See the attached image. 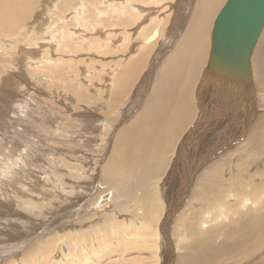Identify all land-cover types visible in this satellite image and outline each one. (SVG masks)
Returning <instances> with one entry per match:
<instances>
[{"label": "rangeland", "instance_id": "obj_1", "mask_svg": "<svg viewBox=\"0 0 264 264\" xmlns=\"http://www.w3.org/2000/svg\"><path fill=\"white\" fill-rule=\"evenodd\" d=\"M149 1L135 3L136 9L139 5L157 7L147 16L128 10L135 0H12L18 11L13 17L0 1V25L6 27L0 28V264H195L177 259L194 254L192 247L199 248L202 258L212 253H205L208 246H222L221 232L238 223V209L257 208L252 213L261 216L257 203H264V74H259L251 58L252 99L230 96L225 100L229 99L228 104L221 101L216 117L201 118L198 91L207 80L201 83L210 49L192 89L190 103L195 113L189 118L190 126L164 148L162 164L167 171L164 168L152 180V200L142 196L144 190L136 182L131 181V191L121 188L123 194L105 183L104 166L111 157H118L111 156L115 138L143 110L151 84L157 81L152 68L160 62L154 59L175 23L173 7L178 1ZM148 36H153L152 50L148 57L141 56L139 48ZM145 46H150L149 40ZM137 59L139 71L134 79L123 82L124 72L135 73L136 66H131ZM148 73L156 79L150 76V84L141 91ZM206 85L212 86L209 81ZM212 88L211 97L224 96L223 88ZM109 95H116V101ZM217 106L207 108L205 114ZM140 128L136 126V133ZM197 166L199 175L189 183L187 195L181 194L179 188L194 177ZM7 176L15 181L4 182ZM240 184L247 187L245 208L237 207ZM137 198L150 202L156 211L146 213ZM196 212L200 222L217 226L205 227L203 231H212L199 236L201 240L192 238L199 221L189 223L191 217L197 218ZM260 246L242 261H235L234 255L214 264H264L257 261L264 257V244Z\"/></svg>", "mask_w": 264, "mask_h": 264}, {"label": "bare ground", "instance_id": "obj_2", "mask_svg": "<svg viewBox=\"0 0 264 264\" xmlns=\"http://www.w3.org/2000/svg\"><path fill=\"white\" fill-rule=\"evenodd\" d=\"M2 3H4L5 7L9 10L11 16H15L18 11L16 6L13 4L12 0H0ZM144 1V0H143ZM142 0H135L134 3H132L130 6L128 7V10L130 8H133L136 13H148L150 12V10H152L153 12H155V8L151 9V6H137V9L135 7V3L139 2V3H143ZM151 1V0H150ZM149 1V2H150ZM178 1L177 4L173 7L174 11L175 9L177 10V13L175 11L174 13V21L175 23L173 24V27L171 29V31H169V38H165L163 40V43H161V46L159 48V50L157 51V59H154V57L152 59L157 60V62H160V64H153L154 67H150L152 68V70H154L156 77H157V81H155V84H151V86H153L147 93H149V96L146 100V103L142 105L143 109L142 111L140 110V112H137V116L134 117V122L131 124V126H129L128 128H126V130L124 132H122L120 135H117L115 138V148L113 150L112 155H118V157L116 159L114 158H110L108 160V162L105 164L104 169H103V173L105 175V183H109V185L118 187L117 189H120V192L123 194L125 193L123 189H127V191H131L134 188V185L131 181L136 182L139 186L141 185V187L143 188L144 192L143 195H146L147 197H149V199L152 200V190H153V185H152V180H156L158 174L162 173L163 169L165 168L166 170V165L163 166L162 164V159H164V153H165V149L169 147L171 144H173L175 142V139L179 136V132H180V136L181 133L183 132V130L185 129L186 125L188 124V126H190V124L188 123L189 118L191 116V113H193L194 111H192L191 107V101L190 99L192 98V89L195 86L196 81L199 80L202 72L201 69L204 67L205 63H206V59H207V54L208 51L210 49V44H211V32H212V28L214 26V22L215 19L220 11V9L223 7V5L225 4L226 0H176ZM152 2L154 3V0H152ZM145 3V2H144ZM157 6V5H156ZM159 6V5H158ZM163 6V5H162ZM160 6V7H162ZM157 10V9H156ZM163 10V9H162ZM125 14H128L129 11L125 12ZM135 14V13H134ZM138 15V14H137ZM126 16V15H125ZM140 16V14H139ZM145 16V15H144ZM122 17V16H121ZM127 17V16H126ZM142 17V16H141ZM132 19V18H131ZM152 19L150 18V21ZM172 25V24H171ZM3 24L0 25V28H3ZM5 27V26H4ZM128 27V26H127ZM126 27V28H127ZM1 28V29H2ZM99 28V27H98ZM129 28V27H128ZM127 28V29H128ZM171 28V27H170ZM6 29V27H5ZM79 29V28H78ZM124 29V28H123ZM10 30V29H7ZM126 30V29H124ZM123 30V31H124ZM85 31V30H84ZM101 31V30H100ZM122 31V30H120ZM129 31V30H128ZM264 32V30L262 31V33ZM122 34V33H121ZM127 35V34H126ZM123 36V34H122ZM128 36V35H127ZM126 36V38H127ZM124 37V36H123ZM153 36H148L144 39V41L142 42L143 46L139 49H141V54L139 53V55L141 56H147L149 54V52L152 50V39ZM128 40V39H127ZM149 40V44L150 46L147 47L145 46V44L147 43V41ZM122 43V41H121ZM120 43V46H121ZM155 45V44H154ZM257 48H255L256 50H254L253 56H252V61L254 60L256 62V69L259 70V74H264V33L263 35L260 37L259 43H257ZM125 46V45H124ZM123 46V47H124ZM121 47V48H123ZM156 49V48H155ZM137 51V50H136ZM125 52V50H124ZM137 53V52H136ZM138 54V53H137ZM136 54V55H137ZM137 55V56H139ZM140 56V57H141ZM148 57V56H147ZM132 58V57H131ZM138 58V57H136ZM135 58V59H136ZM151 58V57H150ZM150 59V60H152ZM146 60V58H145ZM132 62V61H131ZM145 62V61H142ZM154 62V61H153ZM150 62H148L149 65ZM253 63V62H252ZM137 64H139V66L141 65L139 62V59H137V61L135 63H133V65L131 66L132 68H135L134 70V74L129 73L128 71H130L131 69L128 68V66H124L128 69V73L132 76H128V74H126V72H124L125 75L124 78L122 79L123 82L130 80L133 75L135 76L136 70H137ZM255 64V63H254ZM130 65V64H129ZM143 65V64H142ZM254 66V65H253ZM149 68V67H148ZM123 69V70H124ZM147 70V69H146ZM149 70V69H148ZM139 71V68L138 70ZM142 71V69H141ZM131 72V71H130ZM142 73V72H141ZM140 73V74H141ZM207 73V71L205 72ZM121 75V74H120ZM142 76V74H141ZM140 76V78H142ZM150 76H151V80L152 78V73H148V76L146 75L142 81L141 84V91H144L145 87L150 84L149 80H150ZM112 77V76H111ZM139 77V76H138ZM154 77V74H153ZM264 77V76H262ZM261 76L257 75L256 78H261ZM134 79V77H133ZM155 79H153L152 81H154ZM254 79V78H252ZM108 81V80H107ZM110 81V79H109ZM137 81V80H135ZM253 81V80H252ZM132 82V81H131ZM254 82V81H253ZM259 82V80H258ZM139 83V82H138ZM207 80L205 82H203L201 85L202 87L200 88V90L198 91V97L200 99L201 97V101L199 100L200 103V107H202V113H200L201 118H210L212 116V118L216 115L219 114L217 110H220L218 108H220V103L222 100H226V98H229L231 96L230 94V88L226 87L225 93H223V97L219 98L218 96L216 97H211V94L213 92H215L213 90L212 87H208V85H206ZM257 83V82H255ZM263 83V82H262ZM108 84V83H106ZM130 84V83H129ZM105 85V83H104ZM132 85V84H131ZM130 85V86H131ZM254 85H258V84H254ZM106 86V85H105ZM109 85H107V88ZM140 86V85H139ZM138 86V87H139ZM150 86V85H149ZM102 87V86H101ZM123 87V86H121ZM126 87V86H125ZM205 87H207L208 89H205ZM262 87L264 88V84H262ZM106 88V87H105ZM116 88V87H115ZM112 89V88H111ZM117 89V88H116ZM121 89V88H120ZM130 89V88H129ZM132 89V88H131ZM139 89V88H138ZM99 90V89H98ZM104 90V88H103ZM119 90V89H118ZM122 90V89H121ZM124 90V89H123ZM134 90V89H133ZM211 90V91H210ZM128 91V90H127ZM125 91V92H127ZM132 91V90H129ZM135 91V90H134ZM139 92V91H138ZM103 93V92H102ZM108 93V92H106ZM104 93V94H106ZM115 93V91H114ZM143 93V92H142ZM146 93V94H147ZM112 94V93H111ZM116 94V93H115ZM132 94V93H131ZM236 94L239 95V91L236 90ZM138 95V94H137ZM144 95V94H143ZM110 96V95H109ZM113 96V95H112ZM111 97V101L115 102L116 99V95L115 97L113 96V98L115 99V101L112 99ZM120 96V95H119ZM117 95V97H119ZM145 96V95H144ZM142 97V96H140ZM225 97V98H224ZM235 98H237L236 95H234ZM244 97V96H243ZM135 98V97H134ZM137 98V97H136ZM242 98V97H241ZM108 100V99H107ZM124 100V98H123ZM134 100V99H133ZM142 100V99H141ZM193 100V99H192ZM109 101V102H111ZM136 101V100H135ZM194 101V100H193ZM229 99H227V101H225V104H228ZM239 100H237L238 102ZM247 101V100H246ZM249 101V100H248ZM111 102V103H112ZM129 102V101H128ZM202 102V103H201ZM231 102V101H230ZM233 102V101H232ZM231 102V103H232ZM236 102V103H237ZM108 103V101H107ZM105 103V105L107 104ZM139 103V102H138ZM229 103V105L231 104ZM235 103V104H236ZM140 104V103H139ZM218 104V106L212 110H210L208 113L205 114V110L207 108H211L212 106ZM223 104V103H222ZM234 104V105H235ZM238 104V103H237ZM236 104V105H237ZM130 105V104H129ZM133 105V102H132ZM227 105V106H229ZM233 105V103L231 104ZM116 106V105H115ZM114 106V107H115ZM135 106V105H134ZM141 106V104H140ZM132 107V106H130ZM198 107V106H197ZM226 107V106H225ZM230 107V106H229ZM113 108V107H112ZM140 108V107H139ZM222 108V106H221ZM232 108V107H231ZM231 108H229L231 110ZM224 109V108H223ZM228 109V110H229ZM234 109V108H233ZM135 110V109H134ZM138 111V109H136ZM135 110V111H136ZM118 111V110H117ZM192 111V112H191ZM224 111V110H223ZM221 111V112H223ZM234 111V110H232ZM118 113V112H117ZM121 113V112H120ZM195 113V112H194ZM233 114V113H232ZM197 115V114H196ZM193 116V115H192ZM30 117V115H29ZM195 117V116H194ZM216 117V116H215ZM200 118V117H199ZM199 118L197 120H199ZM193 120V118H192ZM116 121V120H115ZM194 121V120H193ZM199 122V121H198ZM213 122V121H212ZM262 122V121H261ZM193 123V122H192ZM260 123V121H259ZM195 124V123H194ZM197 124V123H196ZM195 124V125H196ZM117 125V124H116ZM123 125V124H122ZM126 125V123H125ZM139 125V134L136 133V126ZM255 125V124H254ZM216 126V125H215ZM197 127V126H196ZM196 127H194L193 129H191V131L193 132V130L196 129ZM259 127V126H257ZM263 127V126H262ZM204 128V127H203ZM261 128V127H260ZM124 129V128H123ZM187 129V128H186ZM259 129V128H258ZM264 129V128H263ZM122 130V129H121ZM203 130V129H202ZM204 131V130H203ZM207 131V130H206ZM262 131V130H261ZM31 132V131H30ZM201 132V131H200ZM189 133V132H188ZM203 133V132H202ZM250 133V132H249ZM24 134V133H23ZM192 134V133H191ZM214 134V131L213 133ZM190 135V133H189ZM188 135V136H189ZM199 137V135H198ZM25 138V137H24ZM188 138V137H187ZM215 138V136H214ZM34 140V139H33ZM40 141V140H39ZM38 141V142H39ZM179 141V140H178ZM112 143V142H111ZM195 143V142H194ZM198 143V142H196ZM254 143V142H253ZM177 144V143H176ZM205 144V143H204ZM112 145V144H111ZM181 145V144H180ZM191 145V143H190ZM182 146V145H181ZM187 148V145H185ZM208 147V146H207ZM180 149V148H179ZM112 150V149H111ZM179 151V150H178ZM183 151V149L181 150V152ZM180 152V151H179ZM51 154V153H50ZM166 154V153H165ZM207 155V154H206ZM210 155V154H209ZM208 155V156H209ZM176 158V156H174ZM183 157V156H182ZM205 157V156H204ZM196 158V157H195ZM203 158V157H202ZM181 159V158H180ZM210 159V158H209ZM200 160V159H199ZM206 160V159H205ZM205 160H201L202 163L201 164H205L204 161ZM208 160V159H207ZM10 161V160H9ZM8 161V162H9ZM177 161V160H176ZM200 161V162H201ZM178 162V161H177ZM198 162V161H197ZM210 162V161H209ZM213 162V161H212ZM261 162V161H260ZM11 163V162H9ZM174 163V162H173ZM207 163V162H206ZM211 163V162H210ZM263 163V162H262ZM20 164V163H19ZM165 164V163H164ZM167 164V162H166ZM261 164V163H260ZM75 165V164H74ZM17 166H19L17 164ZM26 166V165H25ZM79 166V165H78ZM77 166V167H78ZM168 166V164H167ZM203 166V165H202ZM73 167V166H72ZM198 167L197 166L194 169L195 175L194 177H189L188 180L186 182L183 183V187L179 188V190L181 191V194H186V192H188V187H189V183L192 180H195L199 174H198ZM54 168V167H53ZM204 167H202L203 169ZM76 169V168H75ZM172 169V168H171ZM201 169V168H200ZM74 170V169H73ZM81 170V168H80ZM138 170V171H137ZM27 173V170L25 171ZM172 173L174 171H171ZM200 172V171H199ZM209 172V171H208ZM252 172V171H251ZM21 173V172H20ZM23 174V171H22ZM89 174V173H88ZM27 175V174H25ZM24 175V176H25ZM87 175V174H84ZM170 175V174H169ZM208 175V174H207ZM82 175H80V178L83 179L85 177H81ZM90 177V176H89ZM196 177V178H195ZM54 178V177H52ZM77 178V177H76ZM195 178V179H194ZM211 178V176H210ZM260 178V177H259ZM262 178V177H261ZM86 179V178H85ZM158 179V178H157ZM199 179V178H198ZM205 179V177H204ZM11 180V181H9ZM213 180V179H212ZM9 181V182H13L15 181L12 177H6L4 182ZM57 181V180H56ZM74 181V180H73ZM165 181V180H164ZM245 181V180H244ZM253 181V180H252ZM169 182V181H168ZM167 182V183H168ZM207 182V181H206ZM212 182V181H211ZM251 182V181H250ZM32 183V182H31ZM46 183V182H45ZM166 183V181H165ZM220 183V182H219ZM247 183V182H246ZM20 184V183H19ZM54 184V183H52ZM164 184V182H163ZM34 185V184H33ZM73 185V184H72ZM75 185V184H74ZM211 185V184H210ZM21 186V185H20ZM44 186V185H43ZM108 186V185H107ZM169 186V184H168ZM230 186V185H229ZM17 187V186H16ZM47 187V186H46ZM50 187V186H48ZM78 187V186H77ZM110 187V186H109ZM114 187V189H115ZM185 187V188H184ZM200 187V186H199ZM198 187V188H199ZM212 187V186H211ZM227 187V185H226ZM9 188H11L9 186ZM34 188V187H33ZM121 188H123L121 190ZM229 187H227L228 189ZM241 188V193L242 195L238 196V198H240V201L237 203V207L241 204V206H244L245 203H247L248 198L245 197L247 196V187L245 186H239V189ZM250 188V187H249ZM254 188V187H253ZM15 189V188H14ZM13 189V190H14ZM43 189V188H42ZM195 189V188H194ZM210 189V188H209ZM238 189V190H239ZM32 190V189H31ZM175 190V188L173 189ZM177 190V191H179ZM200 190V189H199ZM251 190V189H250ZM253 190V189H252ZM256 190V189H255ZM259 190V189H257ZM37 191V190H36ZM42 191V190H40ZM48 191V190H47ZM218 191V190H217ZM216 191V192H217ZM44 192V194L49 193ZM52 191L50 190V193ZM60 192V190H59ZM191 192V191H189ZM240 193V191H238ZM257 192V191H256ZM36 193V192H35ZM34 193V194H35ZM41 192H39L38 194H40ZM192 193V192H191ZM250 193V192H249ZM252 193V192H251ZM250 193V194H251ZM260 193V192H259ZM10 194V193H9ZM43 194V193H42ZM199 194V192H198ZM38 195V196H39ZM182 195V197L184 198V196ZM233 195V193H232ZM231 195V196H232ZM28 196V195H27ZM190 196V195H189ZM205 196V194H204ZM228 195H225V198ZM236 199V196L233 195ZM254 196V195H253ZM252 196V197H253ZM181 197V198H182ZM214 198V197H213ZM224 198V197H223ZM138 199V203L139 204H143V209L144 211L148 214H153L156 209H153V206L150 204V202L141 200L140 198ZM197 199V197H196ZM217 199V198H216ZM231 199V198H230ZM181 200V199H180ZM215 200V198H214ZM219 200V199H217ZM216 200V203H217ZM227 200V199H226ZM224 199H222V201H226ZM205 201V200H204ZM251 201V200H249ZM257 200L254 199L253 202H256ZM203 202V201H202ZM237 202V201H236ZM197 203V202H196ZM132 204V203H131ZM195 204V203H194ZM210 204V202H209ZM226 204V203H225ZM250 204V203H249ZM248 204V205H249ZM58 205V204H57ZM119 205V204H118ZM204 205V204H203ZM211 205V204H210ZM214 205V204H213ZM219 205V204H217ZM221 205V204H220ZM223 205V204H222ZM221 205V207H222ZM260 205V206H259ZM202 206V205H201ZM235 206V203H234ZM253 206V205H252ZM257 206L260 208V212H261V216L254 215V213H252L253 211L255 212L257 210H252L250 212H247L248 210H245L244 212H240L241 210L238 209L237 213H236V219L238 221V223L233 224L231 226H229L228 229H225V232H221V237H220V244L222 246H208L205 253H207L208 251L212 252V253H207L206 255H204L202 258L199 257V248L197 247H192L191 249L194 251V254H191V256H188L187 258H183L182 256L177 259L178 263L179 261H195L196 263L199 261L200 264H214L217 261H228L231 259H233L234 255H235V261H239V260H244L249 258L250 253L252 251H254V249H260V245L264 244V203L262 202L261 204L258 202ZM118 207V206H117ZM195 207V206H194ZM200 207V206H199ZM205 207V206H204ZM213 207V206H212ZM216 207V206H215ZM214 207V208H215ZM221 207L218 208L221 210ZM225 207V206H224ZM231 207V205H230ZM236 207V206H235ZM240 207V206H239ZM238 207V208H239ZM246 206H244L245 208ZM255 207V206H254ZM233 208V207H232ZM242 209H244L243 207H241ZM258 208V209H259ZM153 209V210H152ZM172 209V208H171ZM186 209V208H185ZM202 209V208H201ZM205 209V208H204ZM217 209V208H216ZM169 210V209H168ZM188 210V209H186ZM186 210H182V212L184 211L185 214ZM230 210V209H229ZM240 210V211H239ZM21 211V210H20ZM194 211H197V207L196 210L194 209ZM199 211V210H198ZM197 211V212H198ZM214 211L213 209H210V212ZM218 211V210H217ZM222 211V210H221ZM231 211V210H230ZM194 213L193 216L197 217L198 214ZM209 212V211H208ZM107 213V212H106ZM202 212H200L201 214ZM216 214L218 212H215ZM257 213V212H256ZM199 214V215H200ZM213 214V212H212ZM215 214L214 217H217ZM223 214V213H222ZM234 214V213H233ZM180 215V214H178ZM186 215V214H185ZM260 215V214H259ZM114 216V215H113ZM206 216V215H205ZM205 216L204 220H205ZM208 216V215H207ZM212 216V215H211ZM199 217V216H198ZM198 217L193 219L191 221H189V223H196L199 221ZM115 219V218H114ZM118 219V218H117ZM201 219V218H200ZM210 219V216H209ZM213 219V217L211 218ZM210 219V220H211ZM219 219V218H218ZM43 220V217H42ZM45 220V219H44ZM173 220V219H172ZM40 221V220H39ZM186 221V220H185ZM196 221V222H195ZM209 221L208 219L206 220V222ZM188 222V220H187ZM186 223V222H185ZM209 223V222H208ZM219 223V222H218ZM215 223V224H218ZM136 224V223H135ZM171 224V223H170ZM195 224V225H196ZM214 224V223H213ZM213 224H206L205 221L202 222H198L197 224V231L194 232V230L192 231L193 234L195 235V238L192 237L193 239L196 240H201L199 238V236L201 237H205L203 229L205 227H207L208 225H211L212 229H214L215 227H217L216 225L213 227ZM120 226V225H119ZM131 226V225H130ZM165 226V225H164ZM188 226V225H187ZM190 227V224H189ZM194 227V226H193ZM196 227V226H195ZM188 228V227H187ZM200 228L202 230H200ZM210 228V227H209ZM136 229V228H135ZM196 229V228H195ZM212 229L210 231H212ZM208 230V231H209ZM207 228H206V232L208 233ZM224 231V230H223ZM135 232V231H134ZM134 232H132L134 234ZM190 232V231H189ZM169 234V232H168ZM191 234V233H190ZM192 235V234H191ZM259 246V247H258ZM2 249V248H1ZM191 249L189 251H191ZM10 250V249H8ZM174 250V249H173ZM176 250V249H175ZM6 251L2 250V253H5ZM174 251H172L171 253H173ZM191 253V252H190ZM189 253V255H190ZM188 254V253H187ZM237 255V257H236ZM172 256V255H171ZM52 258V257H51ZM50 258V259H51ZM226 258V259H225ZM49 261V259H48ZM257 261H264V257L258 259ZM222 262V263H223ZM182 263V262H181ZM188 262H186L185 264H187ZM192 263V262H191ZM190 263V264H191ZM195 263V264H196ZM45 264V263H44ZM180 264V263H179ZM193 264V263H192ZM221 264V263H219Z\"/></svg>", "mask_w": 264, "mask_h": 264}, {"label": "water", "instance_id": "obj_3", "mask_svg": "<svg viewBox=\"0 0 264 264\" xmlns=\"http://www.w3.org/2000/svg\"><path fill=\"white\" fill-rule=\"evenodd\" d=\"M263 29L264 0H226L214 22L201 83L207 79L210 87H229L231 96L252 99L251 58Z\"/></svg>", "mask_w": 264, "mask_h": 264}]
</instances>
